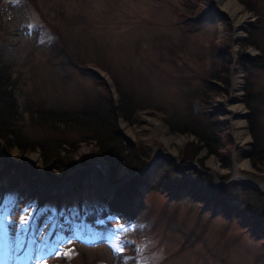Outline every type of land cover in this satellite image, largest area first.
Masks as SVG:
<instances>
[{
  "label": "rangeland",
  "instance_id": "rangeland-1",
  "mask_svg": "<svg viewBox=\"0 0 264 264\" xmlns=\"http://www.w3.org/2000/svg\"><path fill=\"white\" fill-rule=\"evenodd\" d=\"M243 1L249 0H235L250 21L236 39L234 23L218 0H199L195 9L189 11L193 13L186 24L177 21L178 9L183 17L186 14L181 0H35L36 7L30 0H0V66L15 83L19 124L27 135L39 134L29 120L28 106L33 102L69 109L79 108L87 97L94 98L97 84L63 62L68 52L72 58L84 60L105 80L114 100L115 83L124 92L133 93L141 106L136 120L129 125L119 118L117 126L146 156V165L140 171L144 183L138 185V195L124 210L113 208L110 202L115 186L121 182L114 187L109 183L107 165L91 144L76 142L72 157L77 163L63 176L55 168L41 166L38 150L21 153L18 147L6 149L3 144L0 168L4 159L12 162V172L30 166L38 177L36 186L42 197L64 194L57 208L50 199L35 209L32 204L38 200L37 195L30 199L28 207H20L22 198H28L29 193H11L12 188L6 189L7 179L2 178L0 264H264L261 241L251 238L234 220L219 216L218 208L211 215L189 200L167 201L161 192L147 186L161 161H170L173 170L182 167L180 155L190 141H195L191 134L170 133L163 119L173 111H193L197 117L208 115L220 123L217 154L207 155L204 148L200 149L192 161L198 168L193 169L209 175L217 185L241 183L243 180L235 177L239 175L264 178V168L256 170L250 164L251 135L243 102L244 77L251 71L253 90L261 96L256 122L264 132V54L260 55L258 47L246 45L242 52L253 65L246 70L237 60L240 45L253 35L258 46L264 48V0H250L254 12L246 10ZM255 14L261 15L259 21ZM48 25L59 30L66 52L59 47L53 50L56 36ZM221 49L230 55L228 72L223 76L227 84L214 81L218 91L210 104H204L197 97L202 86L200 77L212 69ZM235 67L241 78L240 102L249 136L241 144L236 142L222 104L230 98ZM181 114L179 119H185ZM158 123L170 135L184 137V143L176 155L158 158V164L150 171L156 162L153 163L155 152H165ZM68 133L75 146L76 132ZM174 157L179 158L178 165ZM210 159L216 164L215 172L208 164ZM79 175L84 188L72 192V182ZM131 175L120 170L115 178L125 180ZM52 178L61 180L55 182ZM90 186L108 197L101 200ZM179 194L184 196L183 191ZM29 213L33 214L32 220L25 216ZM17 217L27 218L31 224L26 238L16 228ZM50 223L58 224L60 229L47 241L49 236L45 238V234Z\"/></svg>",
  "mask_w": 264,
  "mask_h": 264
},
{
  "label": "trees",
  "instance_id": "trees-1",
  "mask_svg": "<svg viewBox=\"0 0 264 264\" xmlns=\"http://www.w3.org/2000/svg\"><path fill=\"white\" fill-rule=\"evenodd\" d=\"M36 7L35 0H30ZM199 0H181L186 6L185 16L183 12L178 9L177 21L186 24L193 12H189ZM248 11H255L253 1L242 2ZM257 21L260 20L261 15L255 14ZM185 21V22H184ZM189 21V20H188ZM190 25V23H189ZM56 36L53 43V50L59 48L64 50V38L59 30L48 25ZM187 31V30H186ZM256 32H258L256 30ZM253 35V30H252ZM216 39V38H215ZM216 45V42H214ZM246 45H254L258 47L260 55L264 54V48L258 46V40L255 35L250 37L246 42L240 45L238 53V63L246 70L253 62H249L242 52V48ZM59 47V48H58ZM214 47V46H213ZM213 47L211 49H213ZM226 47V45H225ZM66 59L63 61L66 64L74 66L79 73L89 76L96 84L97 88L94 91V98H86V102L82 103L79 108H50L44 107L41 103H32L29 107L30 123L36 126L39 134L29 137L19 124L18 104L13 94L14 81L10 78L11 74L0 66V142H2L6 149L14 146L20 149V152H31L38 150L40 154L41 166L43 168H55L59 171L61 176L67 169H71L77 163L73 160V152L77 150L76 142H83L91 144L94 152L103 159L107 165L108 181L111 185L121 182L112 195L110 201L113 208L130 207L132 197L138 195V185L144 183L142 171L146 165V156L136 145L132 144L124 137L117 126V120L127 122L129 125L136 120V111L141 106L138 101L134 100V95L131 92H124L115 83L117 92V100L112 98L105 80L91 67L87 65L84 60L72 56L66 52ZM214 65L212 69L205 72L201 78L202 86L197 95L201 102L210 104L212 97L217 93L218 88L214 81H221L227 84V80L223 78L224 74L228 72V62L230 55L227 50L221 49L215 55ZM255 60L254 62H256ZM251 71H247L244 77V105L248 110V129L251 135L250 148L248 150L249 160L251 166L258 170L259 167L264 168V132L256 122L258 114V105L260 104L258 98L261 99L258 92L253 90ZM94 83V84H95ZM224 86V90H225ZM255 96H258L255 98ZM34 104V106H33ZM175 111L165 114L163 119L167 125L170 133L191 134L195 141H190L184 151L180 155L181 165L188 164L193 161L197 152L204 148L206 154H217L220 148L218 145L220 134V123L218 120L211 119L208 115L202 119L197 117L193 111L187 114H181L185 119H179V115ZM75 131L78 139L75 141L69 139V131ZM67 146V148H66ZM0 168V181L2 178L7 179L6 189L12 188L11 193L23 194L29 193L28 198H22L20 207H28L30 199L36 195L38 200L32 206L38 209L43 202L52 200L56 202V208L59 206V200L62 195L50 194L47 197H42V194L37 189L38 177L30 166H23L20 170L12 172L10 165L11 161H5ZM86 160L84 159V162ZM120 170H124L132 175L125 180L115 178ZM84 174L86 171H83ZM102 173L99 174L101 176ZM80 176L72 182L74 185L71 188L72 192L77 191L84 186L80 182ZM221 178V177H220ZM58 182L61 178L53 179ZM147 186L156 189L162 193L167 201H178L181 203L184 200L199 204L200 211H208L211 215L217 213L216 208L219 209L218 215L225 220H234L249 236L253 239L261 241L264 249V193L258 190H253L243 183L229 182L223 185H217L212 178L201 173L196 169L188 172L176 173L173 170V165H169L166 161H161L160 166L154 172L151 180ZM91 189L99 196L101 200H105L108 194L99 193L95 187L90 186ZM183 191L184 196L179 194ZM5 193H8L5 192ZM129 212V216H130ZM32 220L33 214L25 216ZM31 217V218H30ZM16 228L19 230L22 237L26 238L27 231L31 224L27 218H16ZM24 227V230H23ZM60 229L58 224H49L45 238L52 239V235ZM24 239V238H23ZM64 264H66V261Z\"/></svg>",
  "mask_w": 264,
  "mask_h": 264
},
{
  "label": "bare ground",
  "instance_id": "bare-ground-1",
  "mask_svg": "<svg viewBox=\"0 0 264 264\" xmlns=\"http://www.w3.org/2000/svg\"><path fill=\"white\" fill-rule=\"evenodd\" d=\"M218 3H221L220 8L227 12L229 17L234 23V37L239 39L243 35V30L247 26V23L250 21V16L244 12L241 5L237 4L235 0H218ZM238 68L235 67V70L232 74V88L231 95L228 100L222 102L224 105V112L227 114V117L231 120L230 124L233 128V135L237 143H244L249 136H247L246 126L243 121L244 117V108L241 105V93H240V77L238 75ZM123 124V123H122ZM160 140L164 144L165 152L156 151L154 154L153 163L160 157L174 156L177 154L178 148L184 143V137L170 135L166 127L160 125ZM125 129L132 134V132L127 128L126 124H123ZM35 158V155H34ZM152 161V160H151ZM151 161L148 164V167L151 164ZM238 163V162H237ZM209 166L212 167L213 171H216V164L213 159L208 161ZM239 164V163H238ZM240 165H244L243 163ZM147 167V168H148ZM246 167L247 163H246ZM236 178L243 180L249 184L256 186L259 189L264 190V178H252L250 176H235ZM235 178V179H236ZM237 179V180H238ZM104 182V181H103Z\"/></svg>",
  "mask_w": 264,
  "mask_h": 264
},
{
  "label": "water",
  "instance_id": "water-1",
  "mask_svg": "<svg viewBox=\"0 0 264 264\" xmlns=\"http://www.w3.org/2000/svg\"><path fill=\"white\" fill-rule=\"evenodd\" d=\"M2 146H3V143L0 142V147L2 148ZM0 152H1V150H0ZM174 159H175L176 165H178V163L180 162L179 158H175V157H174ZM168 163H170V161H168ZM157 164H158V162L156 161V162L154 163V165H153L149 170L152 171L153 168H154V166L157 165ZM193 168H198V167H197L196 163L191 162V163H188V164L183 165V166L180 167V168H179L178 166H176L175 169H174V171H175V172H178V171H180V170H182V171H188V170H191V169H193ZM211 173H212V175L214 176V173H213V172H211ZM105 176H106V174H105ZM214 179H215V177H214ZM215 180H216V179H215ZM216 181H217V180H216ZM229 181H234V178L231 179V180H229ZM217 182H218V181H217ZM241 183H243L245 186H247V187H249V188H251V189H253V190H258V191H259V189H258L256 186L252 185V184L246 183V182H244V181H243V182L241 181Z\"/></svg>",
  "mask_w": 264,
  "mask_h": 264
},
{
  "label": "snow or ice",
  "instance_id": "snow-or-ice-1",
  "mask_svg": "<svg viewBox=\"0 0 264 264\" xmlns=\"http://www.w3.org/2000/svg\"><path fill=\"white\" fill-rule=\"evenodd\" d=\"M116 250H117V251H119V249H118V248H117Z\"/></svg>",
  "mask_w": 264,
  "mask_h": 264
}]
</instances>
